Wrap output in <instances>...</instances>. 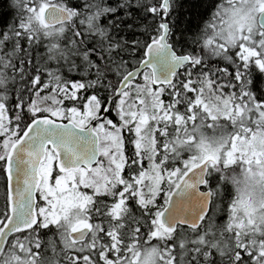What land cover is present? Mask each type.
Masks as SVG:
<instances>
[{
  "label": "snow or ice",
  "instance_id": "6c2138e0",
  "mask_svg": "<svg viewBox=\"0 0 264 264\" xmlns=\"http://www.w3.org/2000/svg\"><path fill=\"white\" fill-rule=\"evenodd\" d=\"M4 7L13 15L0 11V67L14 87L0 76L3 264H36L33 246L53 231L64 264H152L157 249L137 251L145 236L163 245L161 264H264V225H242L233 200L219 236L211 223L217 199L229 194L224 170L264 163L256 147L264 145V0L217 5L203 30L213 0ZM56 29L65 35L60 47L48 39ZM208 56L231 71L209 67ZM205 112L227 129L221 117L231 122L230 135L220 149L184 158L170 128L179 132Z\"/></svg>",
  "mask_w": 264,
  "mask_h": 264
},
{
  "label": "trees",
  "instance_id": "16d2710c",
  "mask_svg": "<svg viewBox=\"0 0 264 264\" xmlns=\"http://www.w3.org/2000/svg\"><path fill=\"white\" fill-rule=\"evenodd\" d=\"M81 7H83L84 4V0H79ZM90 3H100V0H89ZM108 3H112L113 0H107ZM228 0H213V7L212 9L204 16V19L200 22V30H203L205 24H210L212 22V13L216 11V6L217 5H221V6H227ZM6 4V0H0V11L5 13V18H9L13 15L12 11L8 10L6 7H4V5ZM93 11H95V9H93ZM88 13H84L85 18L87 17ZM85 26H87V20L85 19ZM199 31V30H198ZM209 35H211V28L209 27L208 29ZM257 39L259 38L258 36L256 37ZM49 42L56 47H60L61 46V41H63L65 39V35L64 32H62L60 29H56L55 32H53L50 37L48 38ZM202 43V42H201ZM25 46H26V41H25ZM187 48L189 50H192L193 52H199L201 55H204V49L202 47L197 48L195 45H192L190 42L187 45ZM40 52H44L45 48L44 45L41 44L40 48L38 49ZM238 50V49H237ZM230 53L234 55V52H232V50H230ZM33 56H35V51L33 53ZM207 63L209 67H225L228 66L229 70L231 71V67L230 65H227L226 62L222 59V58H217V57H213V56H208L207 58ZM0 76H6L7 77V82L11 87H14L11 84V70L9 69V71L7 73L4 72V69L2 67H0ZM143 76V73H141V76L137 78L136 81L133 82L132 88H133V92L132 95H135V84L136 83H140L142 84L144 81L141 80ZM220 83H223V81H219ZM3 87V84H0V88ZM154 87V86H153ZM155 88V87H154ZM0 91H2V89H0ZM233 91V89L231 88H225L224 92L225 95H227L229 92ZM238 91V90H237ZM15 97V93L14 91L12 92V98L14 99ZM161 99L165 102V104H167L170 101V97L168 96L167 93L162 94ZM206 102H208L206 100ZM150 103V101H149ZM9 107H11V104L9 105ZM179 110L183 113L185 111V107L184 106H178ZM151 110V109H149ZM201 116H206L207 117V121L209 122V127H211V122L213 121V115L205 112L203 113ZM200 116V117H201ZM113 117H115V113H113ZM198 119H196L195 121H198ZM116 121V120H115ZM192 120H189L187 122L186 125H182L181 129L179 130V132H177L176 128H170V136L169 139L175 144V150L182 156H184V158H187V155H190L189 152L185 151L180 145H181V141L183 139V132L185 131L186 127H190L192 124ZM221 123H227L229 130H231V122L229 121H225L222 117H221ZM149 125L156 127L155 122L149 120ZM252 127H255V125H252ZM149 135H151V133H148ZM157 135V139H158V144H160V152L163 151L162 148V138L159 137V133L156 134ZM192 137L188 136L186 140H184V143H187L188 141H191ZM128 142V141H127ZM130 144V143H129ZM127 143V146L129 145ZM126 146V150H128V147ZM130 150L134 151V148L131 149L130 145H129ZM130 150H128V154H130ZM147 159H145L143 161V166L145 168L148 167V163L146 161ZM125 175H127V172L125 171L124 173ZM3 193V187L0 186V195H2ZM228 195L226 196H222L220 197V208L219 210L216 211L215 215L212 216V213L210 212L208 215L212 216V221L211 223L213 224V226L216 229V234L217 236H219L220 234V229L223 227L227 226V223L229 222V213H228V204L231 203L233 194L230 188H228ZM3 205V200L2 198H0V206ZM254 224V223H253ZM208 227V221L206 220L204 222V228L207 229ZM187 228V227H186ZM228 233H225V237L228 236ZM54 236V231L53 232H49L47 233V235H45L42 239L45 241L44 245L40 248V249H36L35 246H33V251L34 252H38L39 256L36 257V264H64V253L62 251V245H59V237L58 236H54L55 242L57 243V247L55 250L52 249V247L47 243L48 237H53ZM189 236L191 237V231L189 230ZM144 241H147V243L142 242L140 247L137 249L138 252L144 253L146 250H152V249H159L160 251H162L163 249V245L160 244L156 238H153L151 241H148L147 236L144 237ZM8 252V250H5V254ZM129 255H131L129 253ZM26 256V253H21L20 254V259H24V257ZM28 261L32 260V257H27ZM0 264H3V256L0 255Z\"/></svg>",
  "mask_w": 264,
  "mask_h": 264
},
{
  "label": "clouds",
  "instance_id": "9594fccd",
  "mask_svg": "<svg viewBox=\"0 0 264 264\" xmlns=\"http://www.w3.org/2000/svg\"><path fill=\"white\" fill-rule=\"evenodd\" d=\"M261 133L264 134V130ZM229 135L230 130L218 120L212 121L209 127L207 117L201 116L185 128L180 146L190 155L199 156L203 151L220 149ZM188 136L192 140L184 143ZM256 147L258 150L264 149V145L259 143ZM224 176L233 194L237 217L245 221L251 218L257 227L264 225V163L252 165L251 168L233 166L224 170ZM160 255L161 251L157 248L153 253L152 264H161Z\"/></svg>",
  "mask_w": 264,
  "mask_h": 264
},
{
  "label": "rangeland",
  "instance_id": "374dc122",
  "mask_svg": "<svg viewBox=\"0 0 264 264\" xmlns=\"http://www.w3.org/2000/svg\"><path fill=\"white\" fill-rule=\"evenodd\" d=\"M142 77H143V76H142ZM141 80H143V79L141 78ZM134 88H135V87H134ZM150 112H151V110H149V113H148V114H150ZM116 119H117V122H118V118H116ZM146 161H147V160H146ZM147 163H148V161H147ZM53 182H54V180H53ZM82 190L91 193V189H83V187H82ZM219 202H220V198L217 199L216 203H217V204H220ZM239 222H240L242 225H245V226H251V224L254 223L253 220H251V222H250L249 219H247L246 221H245V219H240ZM225 238H227V236H226Z\"/></svg>",
  "mask_w": 264,
  "mask_h": 264
},
{
  "label": "flooded vegetation",
  "instance_id": "af4514ba",
  "mask_svg": "<svg viewBox=\"0 0 264 264\" xmlns=\"http://www.w3.org/2000/svg\"><path fill=\"white\" fill-rule=\"evenodd\" d=\"M114 118H115V120H116V122H117L116 117H114ZM123 135H124L125 137H127V136H128V133H127V132H124ZM127 143L129 144V142H127V140H126V141H125V154H126V155H129V154H128V150H130L129 145H130L131 149L134 148V146H133L132 144H129V145L127 146ZM126 146L128 147V150H126Z\"/></svg>",
  "mask_w": 264,
  "mask_h": 264
},
{
  "label": "water",
  "instance_id": "95a60500",
  "mask_svg": "<svg viewBox=\"0 0 264 264\" xmlns=\"http://www.w3.org/2000/svg\"><path fill=\"white\" fill-rule=\"evenodd\" d=\"M154 87H156V85H153ZM185 227H187V226H185Z\"/></svg>",
  "mask_w": 264,
  "mask_h": 264
}]
</instances>
